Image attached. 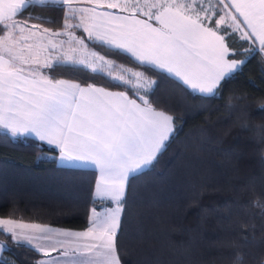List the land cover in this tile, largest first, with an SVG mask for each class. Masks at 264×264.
<instances>
[{
  "label": "snow or ice",
  "instance_id": "1",
  "mask_svg": "<svg viewBox=\"0 0 264 264\" xmlns=\"http://www.w3.org/2000/svg\"><path fill=\"white\" fill-rule=\"evenodd\" d=\"M49 5L64 13L59 30L41 27L55 20L31 23L35 17L24 16L30 8ZM79 29L93 44L131 58L134 66L119 75L109 71L101 86L54 78L51 71L61 65L88 67L99 60L115 67L96 53L91 63L78 58L80 46L88 48ZM237 36L247 47L235 46ZM262 54L264 0H0V129L10 134L4 139L34 135L58 148L68 167L94 166L97 195L115 204L102 213L93 209L85 231L0 218V235L17 248L42 253L35 264H122L127 190L154 166L175 133L174 114L151 98L158 81L149 75L185 85L201 99L220 98L250 59L261 57L264 75ZM232 95L241 103L248 99ZM259 106L264 111V99ZM255 204L264 214V203ZM241 227L245 238L255 229ZM5 250L0 242V252ZM0 264L14 261L0 257ZM229 264H264V253L245 259L237 250Z\"/></svg>",
  "mask_w": 264,
  "mask_h": 264
},
{
  "label": "trees",
  "instance_id": "2",
  "mask_svg": "<svg viewBox=\"0 0 264 264\" xmlns=\"http://www.w3.org/2000/svg\"><path fill=\"white\" fill-rule=\"evenodd\" d=\"M55 7L30 8L24 16L31 14L34 23H40V17L55 20L57 24L41 26L58 29L64 13ZM84 38L99 54L134 66L131 58ZM240 44L247 47L237 36L235 46ZM260 59H250L242 74L228 80L220 98L201 99L165 76L149 75L158 81L151 98L174 114L175 133L154 166L127 190L120 234L122 264H229L237 250L245 259L264 253V214L255 204L264 203ZM51 75L100 86L107 80L73 65H61ZM232 94L248 99L241 103ZM5 135L10 136L0 130V217L85 228L89 207L100 202L92 194L93 170L57 166L55 149L25 136L11 142ZM246 223L255 229L245 238L239 233ZM0 242L8 249L0 257L14 264H35L41 257L15 247L10 237L0 235Z\"/></svg>",
  "mask_w": 264,
  "mask_h": 264
},
{
  "label": "crops",
  "instance_id": "3",
  "mask_svg": "<svg viewBox=\"0 0 264 264\" xmlns=\"http://www.w3.org/2000/svg\"><path fill=\"white\" fill-rule=\"evenodd\" d=\"M85 36H87V34H85ZM264 55V54H262ZM56 79H64V78H56ZM65 80H68V79H65ZM71 82H74V83H77L73 80H69ZM100 86V85H98ZM185 88H187V86L183 85ZM189 91H191V89L187 88ZM111 91H119V89H109ZM2 130V129H0ZM6 131V130H4ZM25 137H29L37 142H40V143H43L53 149H55L56 151V154L54 155V160H55V164L57 166H60V167H67V168H70L68 167L64 162L61 161L60 159V152H59V149L56 148L54 145H49L46 141H40L39 139H37L34 135H30V134H25L23 135ZM80 169H89V170H93L94 172V182H93V186H92V194L93 196L99 200L100 202L97 204V205H94V206H91L89 207L88 209V212H87V217H86V227L83 228V229H72V228H67V227H61V226H56V225H52V224H49V223H42V224H47L51 227H54V228H60V229H65V230H71V231H85L87 230L88 227H90V222H89V218L92 216V212H93V209H95L97 212H103L104 210H106L107 208H114L115 207V204L109 199V198H102L100 195H97V192H96V183H97V180L99 178V170L96 169L94 166L92 167H89V168H80ZM0 218H8V219H13V218H10V217H0ZM13 220H16V221H22V222H25V223H41V222H37V221H25V220H18V219H13ZM2 230V229H0ZM58 253L56 252H53L51 255L52 256H56ZM42 253H41V257L42 258Z\"/></svg>",
  "mask_w": 264,
  "mask_h": 264
},
{
  "label": "rangeland",
  "instance_id": "4",
  "mask_svg": "<svg viewBox=\"0 0 264 264\" xmlns=\"http://www.w3.org/2000/svg\"><path fill=\"white\" fill-rule=\"evenodd\" d=\"M31 23H34V22H31ZM41 27L43 28V26H41ZM56 30H59V28ZM85 34L86 33H84L82 29L77 30V35H79L84 41H85V38H84ZM64 39L67 40V37H64ZM65 48H67V45H65ZM92 53H96L97 55L103 56V55L99 54L98 52H96L95 50H93L92 48L88 47L85 49L83 46H80V50L78 51L77 56H78V58L84 59L85 61H88L91 63V61L95 60V57L92 56ZM105 59L113 61L115 67L110 69L108 67V65H102V62H100L99 60H95L94 65H91L88 67H85V65H76V66L86 68L90 72H92V66H95L97 68L96 73L103 75L105 78H107V80L110 79V77L108 76L109 71L112 72V75H119L120 70L122 68H131V67L126 66L124 64H121V63H119V62H117V61H115L109 57H105ZM149 80H152V79L149 77Z\"/></svg>",
  "mask_w": 264,
  "mask_h": 264
}]
</instances>
